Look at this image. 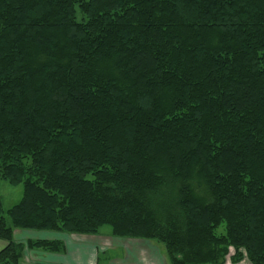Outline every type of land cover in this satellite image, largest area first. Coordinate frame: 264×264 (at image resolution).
Returning a JSON list of instances; mask_svg holds the SVG:
<instances>
[{
  "label": "trees",
  "instance_id": "trees-1",
  "mask_svg": "<svg viewBox=\"0 0 264 264\" xmlns=\"http://www.w3.org/2000/svg\"><path fill=\"white\" fill-rule=\"evenodd\" d=\"M0 181V264L103 226L264 264V0H0Z\"/></svg>",
  "mask_w": 264,
  "mask_h": 264
},
{
  "label": "crops",
  "instance_id": "crops-1",
  "mask_svg": "<svg viewBox=\"0 0 264 264\" xmlns=\"http://www.w3.org/2000/svg\"><path fill=\"white\" fill-rule=\"evenodd\" d=\"M27 232H32V231H19L15 230L13 232V238L16 242L20 243H26L29 240H48V241H60L64 244L65 246V252L62 254H52V253H46V252H41V251H35V250H25V256L24 258H28L29 256H32L35 260H32V264H47V261H52L51 264H96V259L97 256H103L101 254L104 253L106 255V251H100L98 250V246L101 244V242L91 241L92 239H89L88 237L90 236H78V235H66V234H61V233H55V232H46V233H53V234H59V235H66L69 237H60V236H46L45 238H40L36 237L34 235L28 234ZM92 237V236H91ZM39 238V239H38ZM24 239V240H23ZM106 241V240H104ZM103 241V242H104ZM141 240H136L132 242H128L125 245H130L133 246V255H131V252L125 251V256H132V258H119V259H111L109 260L110 264L111 261L118 262L119 264H146L148 258H139L137 253L139 252V248H147L148 250H153L152 248L158 249L163 262L165 260V256L161 253V250L157 246H152L151 244H141V242H137ZM102 242V243H103ZM148 242V241H145ZM151 243V242H148ZM88 244H91V247L94 245L96 251L94 252L95 258H90V247L86 246ZM124 245V246H125ZM6 246V243L0 240V251L4 249ZM125 248V247H124ZM142 248V249H143ZM130 253V254H128ZM52 255L55 256H64V258H59L58 260L53 259ZM161 262V261H160ZM167 264V263H166Z\"/></svg>",
  "mask_w": 264,
  "mask_h": 264
},
{
  "label": "rangeland",
  "instance_id": "rangeland-1",
  "mask_svg": "<svg viewBox=\"0 0 264 264\" xmlns=\"http://www.w3.org/2000/svg\"><path fill=\"white\" fill-rule=\"evenodd\" d=\"M22 196V187L21 186H10L4 181H0V198L2 203L3 211L6 212L8 209H10L13 205L19 202ZM28 234L34 235L35 239L36 237L45 238L46 236H60V237H69L66 235H59V234H53V233H46V232H27ZM89 239H92L91 241H97L101 242V244L98 246V250L100 251H106V255H104L101 258L100 264H110L109 260L111 259H119V258H132L131 255H133V246L125 245L128 242L136 241L132 239H122V238H116L112 237L110 228L108 226H103L100 230L98 235L96 236H90ZM39 239V238H38ZM24 240V239H23ZM106 240V241H104ZM104 241V242H103ZM103 242V243H102ZM141 242V244H151L152 246H157L161 253L165 256L164 253V247L162 245H158L155 242H145V241H137ZM125 245V246H124ZM86 246L90 247V258H95L94 252L96 251L95 246L93 245L91 247V244H88ZM125 247V248H124ZM143 248V247H142ZM139 248V252L137 253L139 258H148L146 264H166L165 261L163 262L162 256L158 249L152 248L153 250H148L147 248ZM125 251L131 252V255L127 257L125 256ZM130 254V253H128ZM233 255V251H230L229 256ZM25 256V253H24ZM53 259L58 260L59 258H64V256H55L52 255ZM32 260H35L32 258V256H29L28 258H24V262L26 264H32ZM161 261V262H160ZM47 264H51L52 261H47ZM113 264H119L118 262L111 261ZM93 264V263H92ZM226 264H230L229 257L226 259ZM240 264H248L246 259H244Z\"/></svg>",
  "mask_w": 264,
  "mask_h": 264
}]
</instances>
